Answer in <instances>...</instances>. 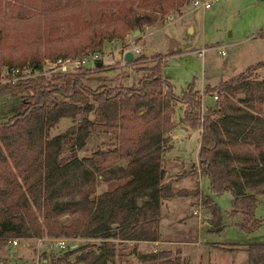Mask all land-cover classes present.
Returning <instances> with one entry per match:
<instances>
[{
	"label": "trees",
	"instance_id": "16d2710c",
	"mask_svg": "<svg viewBox=\"0 0 264 264\" xmlns=\"http://www.w3.org/2000/svg\"><path fill=\"white\" fill-rule=\"evenodd\" d=\"M189 2L81 0L67 9L62 0H0V8L14 16L9 26L10 46L18 49L16 54L0 53V67L28 64L39 68L43 58L101 51L105 41L122 42L125 33H140L168 10L178 11ZM30 8L35 12L26 15ZM151 57L155 59L149 63L142 53L130 60V66L142 72L136 87L90 88L81 81L84 74L80 73L0 83V97L19 98V111L0 121V248L9 238L28 243L42 236L98 237L102 239L98 250L78 256L76 262L108 264L118 254L107 239L156 241L160 200L172 195L170 183H161L160 158L168 141L162 134L174 126L170 119L174 104L182 110L178 123L201 128L196 157L209 190L230 194V212L241 216L238 227L242 231H254L264 222V217H253L256 199L245 192L264 187V79L256 73L264 62L250 64L213 86L204 85L203 92H216L217 99L214 106L204 108L199 121L194 81L179 95L173 94L162 76L161 56ZM76 117L64 132L48 136L61 118ZM91 132L115 134L114 149H97L90 157L78 158L75 151L84 146ZM65 144L70 154L61 157ZM111 153L125 158L124 165H104V156ZM95 173L103 181H127L91 198L98 184ZM62 216L67 218L60 221ZM84 248L77 246L65 256ZM261 248L264 244L247 247L252 262L261 264L254 256L258 252L261 256ZM134 251L135 245L132 253L145 264H190L165 248ZM60 261L56 258L55 264Z\"/></svg>",
	"mask_w": 264,
	"mask_h": 264
},
{
	"label": "rangeland",
	"instance_id": "374dc122",
	"mask_svg": "<svg viewBox=\"0 0 264 264\" xmlns=\"http://www.w3.org/2000/svg\"><path fill=\"white\" fill-rule=\"evenodd\" d=\"M49 1L52 2L53 0ZM77 2H81V0H62L63 6L67 9ZM34 12L35 8H30L26 15ZM167 14L171 15L170 20L165 19V15ZM2 15H6V18H0V42L5 41L6 45L3 43L0 44V53H6V51H9L10 54H16L18 53V49L17 46H15L16 48H11L10 43L13 42L12 37L10 36L11 32H9V26L11 25L10 19L14 16L12 15V12L7 8L5 9V7L0 8V17ZM15 15V17L19 16V14ZM187 25H191L192 29L191 27H188L186 30ZM262 31H264V0H214L210 8L205 11H202L199 8H192L190 5L186 4L178 11L168 10L162 15L161 20H158V22L151 26H144L141 32L134 36L131 32L127 33H130L132 38L138 36L135 40L140 45L142 54L147 56L161 54L162 56H165V61L161 67L162 75L165 76L168 83L171 84L172 92L175 95H179L191 80L194 81L196 89L202 91V88L206 84L211 86L215 85L220 79H226L229 76L235 75L240 72V70L243 71V69L250 64L259 61L264 62V36H259V33ZM65 32L66 30L64 29L62 34ZM147 32H149V34L143 38V35ZM12 35L14 36V33H12ZM107 42L108 41H105L102 47L105 51L112 49L111 44ZM217 44L223 46L225 52L224 56H220L216 49H214V46ZM200 47H204L205 49L201 58L197 55L196 51H193ZM113 58L115 60L119 59V55L116 51L113 52ZM44 60L51 59L43 58L42 62ZM0 69L2 75L5 66H1ZM256 73L260 79H264V67L257 68ZM140 76V71H136L129 64H125L124 66L117 65L114 67L103 68L102 70L93 73L84 74L81 81L90 88L99 85L108 86L123 83L130 87H136L138 84L137 80ZM238 97L241 96L238 95ZM201 105L203 110L205 107L213 105L211 96L208 95V93L204 92L201 97ZM176 106L179 107L178 104H176ZM18 111V97H0V121H4L8 116L17 113ZM262 116L264 117V105L262 107ZM88 117L92 118L91 115H88ZM76 118H61L48 130V136L51 137L64 132L67 127L73 125L77 121ZM170 119L175 125L173 113H171ZM180 129L181 130L173 133V142H175V146L169 150L168 155L180 154L185 162L188 160L194 161V150L199 139V133L197 129H192L188 126ZM115 141V134L111 132H91L87 137L84 146L75 151V155L78 157H90L96 149L111 151L114 149V146L112 145L116 143ZM69 154L70 150L68 145H63L60 156L67 157ZM117 156L113 153L106 154L104 156L103 164L114 165L119 162H115ZM122 160L125 162V158ZM124 162L120 166L124 165ZM95 176L98 180V184L96 185L93 194L90 195L91 198L103 193L107 187H111L109 184L102 183L103 180L100 179L99 173H95ZM204 187V182L201 179V202L204 206V212L210 214L208 211L209 209H207L206 200L202 196ZM255 192L256 189L254 188L252 193ZM197 194L198 188L195 186L194 196H197ZM211 197L220 211L224 212L231 209L230 194L228 192L213 194ZM37 215H40V211L37 212ZM253 217L255 219L264 217V193L259 197V200L255 205ZM66 218L67 216H62L60 221H64ZM236 219H239V221L241 220V216L238 213H234V216L228 218V220L237 221ZM210 222L211 220L209 221V224ZM248 233L246 240L250 242V244L258 243L259 238L257 235H264V222L258 225L256 230ZM42 237L48 238L46 236ZM60 237L72 238L65 236ZM76 237L86 238L81 236ZM34 238L29 240L27 244L29 247L27 248H24V245L20 244L10 245L7 242V239L5 245L0 248V264H32L35 259L32 240ZM101 241V238L93 237L77 242H69L64 248L55 247L52 242L45 241L38 254V264H55L56 258L61 259L59 264H83L82 262H76L78 256L85 255V253L89 251L98 250ZM105 241L107 244H113L115 250L114 253L115 255L118 254V256H115L113 261L108 264H145L137 259L135 253H132V247L134 245V252L137 253H145L151 249L152 251H156V249L165 248L171 253V255L176 254L180 259H184L188 262L191 261L196 264V258H190L192 257L190 250L193 249L194 246L171 245L165 247L166 245H161L153 250L154 246L152 244L143 241L136 243L118 239H107ZM216 244H219V242ZM83 245H85L83 250L65 256L66 251ZM248 246L249 244L247 247ZM261 250V256L260 252L256 253L260 257L256 254H254V256H256L257 262L260 261L261 264H264V249L261 248ZM182 251L183 255L181 254ZM207 251L208 252L202 256V264H257L249 259L246 250L242 252H225L226 249L224 248L216 249V247H213V249H208Z\"/></svg>",
	"mask_w": 264,
	"mask_h": 264
},
{
	"label": "crops",
	"instance_id": "0c3cea01",
	"mask_svg": "<svg viewBox=\"0 0 264 264\" xmlns=\"http://www.w3.org/2000/svg\"><path fill=\"white\" fill-rule=\"evenodd\" d=\"M188 27H191L192 29L191 25H187L186 30L188 29ZM147 34H149V32L143 35V38ZM219 46L222 45L217 44L214 46V49L215 47H219ZM198 50L199 48L193 51L197 52ZM159 55L161 56L160 58L164 63L165 56H162L161 54ZM151 56L152 55L147 56L148 62L155 59L152 58ZM163 78L167 80L165 76H163ZM139 79L137 81H139ZM123 85L126 84L123 83ZM208 95H210V93H208ZM212 101H213L212 106H214V100L212 99ZM174 108L176 109L177 115L174 112ZM181 115H182L181 108L177 107L176 104H174L173 119L175 121V125L173 126L172 129L166 130L162 134V137L168 139V141L164 144L163 147L165 148L161 152L160 167L163 169V177L161 179V183L170 182V190L172 192V195L162 198L160 200L159 208H158V216H157V227H156L157 240L151 242L150 244H152L154 246L153 248L155 249L157 247H160L161 245L162 246L166 245L165 247L171 245L194 246V248L190 250L192 255V257L190 258L192 259L195 257L196 264H202L201 259L203 254H206V252H208L207 250L213 249V247H216V249L224 248L226 249L225 252L245 251L247 245L250 244V242L246 240L249 233L242 231L238 227V223L240 222L239 219L238 220L236 219L237 221L228 220L229 217L234 216V213L230 212V209L229 211H224V212L220 211V209L213 202V199L211 197L214 193H212L208 188V179L205 176H202L201 179L203 180L205 185L204 190L202 191V196L206 200V205L208 207L207 209H209L208 211L212 219L209 226L206 229H201L199 231V234L197 235V221L195 216L193 215L191 216L190 213L192 207L195 204L194 199H196L195 198L196 196H194L195 186H196V177L194 174L195 172L193 166L194 161L188 160L187 162H185L184 159L180 156V154L168 155L169 150L175 146L174 144L175 142H173V133L175 131L181 130L180 128L182 129L186 128V125L178 123V117ZM197 147H198V141H197V145L195 146V150H197ZM78 158H83V157H78ZM122 159L123 158H121L120 156H117L115 162L117 161L119 162L115 163L114 165H121L124 162ZM126 181L127 179L120 178V179L109 180V182L103 181L102 183H106L107 185L109 184L111 186L109 188L107 187L105 191H111L114 188L123 185ZM253 191L254 189L245 190L246 193L254 194L257 203L259 197L264 193V187L258 188V191H256L255 193H252ZM203 207L204 206L202 205V211L204 212L205 210ZM197 236H198V243L193 244L196 241ZM257 237L259 238L258 243L264 244V235L258 234ZM218 242L219 244H216ZM181 254L183 255V251L181 252ZM189 262L191 264H194L191 261Z\"/></svg>",
	"mask_w": 264,
	"mask_h": 264
},
{
	"label": "built area",
	"instance_id": "2783aa9c",
	"mask_svg": "<svg viewBox=\"0 0 264 264\" xmlns=\"http://www.w3.org/2000/svg\"><path fill=\"white\" fill-rule=\"evenodd\" d=\"M214 0H190L189 4L192 8H199L202 11L209 9ZM166 20L171 19V15H165ZM107 43L111 44L112 49L105 51L103 48L101 51H96L93 53L82 54L76 57L70 56H58L51 60H44L39 68H33L28 64L22 66H15L10 68H5L2 72L0 83H14L18 80L30 79L34 77H44L49 78L53 74H67V73H80V74H88L93 73L98 70H102L103 68H109L114 66H124L125 64L130 65V61H126L124 59V55L127 51H129L132 55H138L141 53L140 45L138 42L131 37L130 33H126L123 36V40H109ZM117 45V46H116ZM116 46V47H115ZM217 53L221 56L225 55L223 46L215 47ZM204 47H200L196 52L199 57L202 56L204 52ZM117 52L119 55V59L115 60L113 58V52ZM97 63L99 66H97ZM203 88L202 91L198 90L199 95V121H201V115L203 113V107L201 105V97L203 96ZM211 98L213 100L217 99V93H211ZM198 133H200L201 128H197ZM194 156V172L196 174V186L198 188V194L195 199V204L192 207L190 213L195 216L197 221V235L201 229H206L209 226V221L211 220L210 214L202 211V202H201V189H200V181H201V172L199 169L198 159ZM88 238H80V237H72V238H43L38 237L33 240V248L35 259L32 264H38V254L43 246L45 241L52 242L55 247L64 248L69 244V242H77L80 240H84ZM10 245H27L28 243L23 241L20 238H9L7 241ZM198 243V236L196 241L193 244ZM155 250V248L153 249Z\"/></svg>",
	"mask_w": 264,
	"mask_h": 264
},
{
	"label": "water",
	"instance_id": "95a60500",
	"mask_svg": "<svg viewBox=\"0 0 264 264\" xmlns=\"http://www.w3.org/2000/svg\"><path fill=\"white\" fill-rule=\"evenodd\" d=\"M137 33H139V31L138 30H135L133 33H132V35L134 36L135 34H137ZM124 59L126 60V61H130L131 59H132V55H131V53L129 52V51H127L126 53H125V55H124ZM97 66H99V64L97 63ZM174 112H175V114L177 115V113H176V109L174 108Z\"/></svg>",
	"mask_w": 264,
	"mask_h": 264
}]
</instances>
